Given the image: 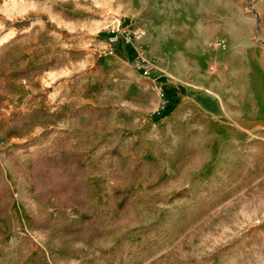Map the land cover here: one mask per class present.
<instances>
[{"label": "rangeland", "instance_id": "1", "mask_svg": "<svg viewBox=\"0 0 264 264\" xmlns=\"http://www.w3.org/2000/svg\"><path fill=\"white\" fill-rule=\"evenodd\" d=\"M261 3L0 0V161L15 193L11 217L0 218V264L31 254L41 264H105V250L122 264H264ZM118 24L146 34L111 54ZM36 108L46 110L37 124L13 122ZM68 128L94 193L87 208L102 234L92 241L66 232L85 226L76 206L41 202L30 186L31 162L50 140L21 146ZM116 146L148 169L125 211L105 152ZM48 217V228L35 226Z\"/></svg>", "mask_w": 264, "mask_h": 264}, {"label": "trees", "instance_id": "2", "mask_svg": "<svg viewBox=\"0 0 264 264\" xmlns=\"http://www.w3.org/2000/svg\"><path fill=\"white\" fill-rule=\"evenodd\" d=\"M28 72L29 68L21 72L12 73L11 76L27 75ZM87 110L88 109H83L81 113ZM44 114H46L44 108H36L30 113L18 116L13 122L23 123L24 125H35L38 123V119ZM99 118H102L101 114ZM53 131V129H47L38 137L21 145L28 149L32 145H43L50 140L47 147L48 149L40 151L31 162L30 186L36 190L37 197L41 202H47L52 198H57L64 207L76 206L81 222L85 223V226H70L66 232L70 235H76L82 239L92 241L100 237L102 233L99 229L93 231L96 217L87 208V204L94 198V193L85 182L83 169L79 164L85 152L81 148L80 143L75 140L76 137L78 138V132L68 128L64 129L59 135L51 138ZM51 150L53 151L51 152ZM105 152L112 155L117 161L114 175L121 179L123 184H117L114 187L112 199L119 211H125L132 204V199L128 192L129 186L137 177L148 172L144 164L146 160H142V162L139 163L133 157L122 153L117 146ZM14 153L15 151H11L9 153V158L16 161ZM175 196H183V193L177 192ZM14 201V189L0 161V218L8 219L11 217V206ZM35 226L44 229L48 228L50 226L49 217ZM103 257L105 264H122L117 261L114 250H105L103 252ZM21 264L41 263L31 254L27 259H24Z\"/></svg>", "mask_w": 264, "mask_h": 264}, {"label": "built area", "instance_id": "3", "mask_svg": "<svg viewBox=\"0 0 264 264\" xmlns=\"http://www.w3.org/2000/svg\"><path fill=\"white\" fill-rule=\"evenodd\" d=\"M146 32L144 29H126L118 24L117 26H113L111 28V36L109 41L111 43L110 53L114 54L119 46V43L122 42L124 45L133 44L134 42H138L144 38ZM216 46H225L226 41L224 39H218L214 42ZM144 60V58H143ZM150 68L144 66V73L146 75L150 74Z\"/></svg>", "mask_w": 264, "mask_h": 264}, {"label": "crops", "instance_id": "4", "mask_svg": "<svg viewBox=\"0 0 264 264\" xmlns=\"http://www.w3.org/2000/svg\"><path fill=\"white\" fill-rule=\"evenodd\" d=\"M261 4H262L263 9H264V0H262V3H261ZM125 26H126V25H125ZM141 29H143V28H141ZM218 39H224V40H225V38H218ZM218 39H217V40H218ZM225 41H226V40H225Z\"/></svg>", "mask_w": 264, "mask_h": 264}, {"label": "bare ground", "instance_id": "5", "mask_svg": "<svg viewBox=\"0 0 264 264\" xmlns=\"http://www.w3.org/2000/svg\"><path fill=\"white\" fill-rule=\"evenodd\" d=\"M4 38H5V36H4ZM3 39V38H2ZM5 40H7V39H5ZM1 41V40H0ZM1 43V42H0Z\"/></svg>", "mask_w": 264, "mask_h": 264}]
</instances>
